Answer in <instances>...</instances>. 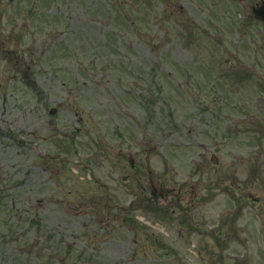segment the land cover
Here are the masks:
<instances>
[{
	"label": "rangeland",
	"instance_id": "rangeland-1",
	"mask_svg": "<svg viewBox=\"0 0 264 264\" xmlns=\"http://www.w3.org/2000/svg\"><path fill=\"white\" fill-rule=\"evenodd\" d=\"M257 2L0 0V33L34 61L0 94V264H264ZM234 184L249 213L222 252L230 220L207 233ZM168 188L202 235L148 202Z\"/></svg>",
	"mask_w": 264,
	"mask_h": 264
},
{
	"label": "flooded vegetation",
	"instance_id": "flooded-vegetation-1",
	"mask_svg": "<svg viewBox=\"0 0 264 264\" xmlns=\"http://www.w3.org/2000/svg\"><path fill=\"white\" fill-rule=\"evenodd\" d=\"M6 75H7L8 81L10 82L11 81V73L9 72V70L6 71ZM0 84H2V82ZM1 89H4V92H1V93H4V100H5L6 96H7V93H8L7 91L9 89V87H6L5 84H2V85H0V90ZM263 90H264V87H263ZM262 92L264 93V91H262ZM262 129H264L263 126H262Z\"/></svg>",
	"mask_w": 264,
	"mask_h": 264
},
{
	"label": "water",
	"instance_id": "water-1",
	"mask_svg": "<svg viewBox=\"0 0 264 264\" xmlns=\"http://www.w3.org/2000/svg\"><path fill=\"white\" fill-rule=\"evenodd\" d=\"M256 11L259 13L260 18L264 20V5L260 6Z\"/></svg>",
	"mask_w": 264,
	"mask_h": 264
}]
</instances>
